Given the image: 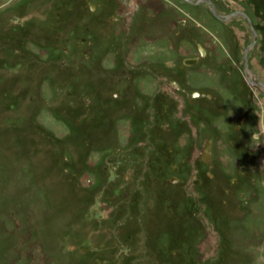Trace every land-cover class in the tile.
<instances>
[{
	"label": "rangeland",
	"instance_id": "obj_1",
	"mask_svg": "<svg viewBox=\"0 0 264 264\" xmlns=\"http://www.w3.org/2000/svg\"><path fill=\"white\" fill-rule=\"evenodd\" d=\"M211 2L0 0V264H254L264 0Z\"/></svg>",
	"mask_w": 264,
	"mask_h": 264
},
{
	"label": "flooded vegetation",
	"instance_id": "obj_2",
	"mask_svg": "<svg viewBox=\"0 0 264 264\" xmlns=\"http://www.w3.org/2000/svg\"><path fill=\"white\" fill-rule=\"evenodd\" d=\"M183 1V0H182ZM185 1H188V0H185ZM208 2L209 4L211 3V0H191V1H188V2H192V3H200V2ZM214 4V3H213ZM215 6V5H214ZM215 9H216V6H215ZM211 10H212V6H211ZM216 11H217V9H216ZM214 13V12H213ZM217 13V15L215 14V16L216 17H218V18H224V19H230L231 17H232V15L233 14H231V13H227V14H221V13H219L218 14V12H216ZM251 19V18H250ZM249 51V50H248ZM247 50H245V55L248 53L249 54V52H248ZM206 52V51H205ZM244 55V57H245V59H244V67L246 68V71H247V66H248V59H247V57H248V55H247V57ZM246 79L248 80V82H249V78L248 77H246ZM253 82V81H252ZM249 84H251V86H253V87H256V88H258L259 90H261V88L260 87H263L264 88V83H261V82H259V81H254L253 83H251V82H249ZM264 94V93H263ZM114 96H116V97H119V96H121L119 93H117V92H115L114 93ZM202 97H204V95L200 92V91H196V92H194L193 93V99L195 98V99H199V98H202ZM211 98H212V96H211ZM193 101V100H192ZM212 148H213V145H212ZM263 166H264V164H262ZM243 169V171H248V169H249V167L247 168V167H245V166H241V167H239V173H240V170H242ZM264 169V168H263ZM178 182H179V180H178ZM197 184H200V182H198Z\"/></svg>",
	"mask_w": 264,
	"mask_h": 264
},
{
	"label": "water",
	"instance_id": "obj_3",
	"mask_svg": "<svg viewBox=\"0 0 264 264\" xmlns=\"http://www.w3.org/2000/svg\"><path fill=\"white\" fill-rule=\"evenodd\" d=\"M188 1H191V0H188ZM241 14H243L247 19H248V21L250 22V24H251V26H253V24H252V22H251V20H250V18H249V16L247 15V14H245L244 12H240ZM250 47L251 46H249L248 48H247V50L248 49H250ZM212 144L211 143H208L207 144V147H206V149H205V151H204V153H203V159H204V161H206L207 163H210L211 161H212ZM263 160H264V157L262 158V160H261V164L263 163ZM254 169V168H253ZM240 172L241 173H244L245 171H243V169L242 170H240ZM174 182H177L176 180H173Z\"/></svg>",
	"mask_w": 264,
	"mask_h": 264
},
{
	"label": "clouds",
	"instance_id": "obj_4",
	"mask_svg": "<svg viewBox=\"0 0 264 264\" xmlns=\"http://www.w3.org/2000/svg\"><path fill=\"white\" fill-rule=\"evenodd\" d=\"M255 256L254 264H264V246H261L260 250H253Z\"/></svg>",
	"mask_w": 264,
	"mask_h": 264
},
{
	"label": "bare ground",
	"instance_id": "obj_5",
	"mask_svg": "<svg viewBox=\"0 0 264 264\" xmlns=\"http://www.w3.org/2000/svg\"><path fill=\"white\" fill-rule=\"evenodd\" d=\"M248 52H249V51H248ZM247 55H248V53H247ZM247 55H246V57H247ZM192 63H194V61H193V60H189V61H187L186 64H187V65H191ZM248 68H249V67L247 66V71H248ZM249 82L253 83L254 81L252 82V80H249ZM250 85H251V84H250ZM211 153H212V152H211ZM212 159H213V155H212ZM203 161H204V160H203ZM204 162H205V161H204ZM206 163H207V162H206ZM208 164H210V163H208ZM261 165H262V164H261ZM262 167L264 168L263 165H262ZM173 180H176V179H173Z\"/></svg>",
	"mask_w": 264,
	"mask_h": 264
}]
</instances>
